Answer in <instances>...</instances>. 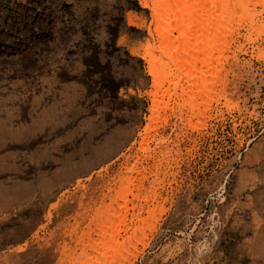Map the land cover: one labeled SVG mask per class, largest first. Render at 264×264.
<instances>
[{
  "label": "rangeland",
  "instance_id": "374dc122",
  "mask_svg": "<svg viewBox=\"0 0 264 264\" xmlns=\"http://www.w3.org/2000/svg\"><path fill=\"white\" fill-rule=\"evenodd\" d=\"M234 29L201 115L155 112L146 0H0V264H264V16Z\"/></svg>",
  "mask_w": 264,
  "mask_h": 264
},
{
  "label": "bare ground",
  "instance_id": "6f19581e",
  "mask_svg": "<svg viewBox=\"0 0 264 264\" xmlns=\"http://www.w3.org/2000/svg\"><path fill=\"white\" fill-rule=\"evenodd\" d=\"M146 1L155 37L146 50L155 90L153 109L169 111L171 98L180 91L186 102L194 104V114L201 115L200 106L224 80L225 54L232 48L235 24L247 18L261 21L264 0ZM131 187L128 184L124 193Z\"/></svg>",
  "mask_w": 264,
  "mask_h": 264
}]
</instances>
